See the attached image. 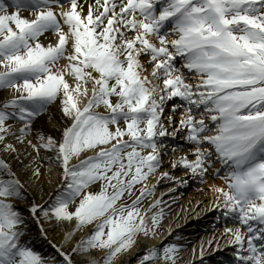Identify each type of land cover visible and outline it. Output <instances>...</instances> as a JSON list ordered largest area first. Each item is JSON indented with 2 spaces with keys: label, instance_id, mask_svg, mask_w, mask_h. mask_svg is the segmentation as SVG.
<instances>
[{
  "label": "snow or ice",
  "instance_id": "obj_1",
  "mask_svg": "<svg viewBox=\"0 0 264 264\" xmlns=\"http://www.w3.org/2000/svg\"><path fill=\"white\" fill-rule=\"evenodd\" d=\"M190 181L264 264V0H0V264H182Z\"/></svg>",
  "mask_w": 264,
  "mask_h": 264
},
{
  "label": "rangeland",
  "instance_id": "obj_2",
  "mask_svg": "<svg viewBox=\"0 0 264 264\" xmlns=\"http://www.w3.org/2000/svg\"><path fill=\"white\" fill-rule=\"evenodd\" d=\"M177 174H180V173H177ZM199 186V185H198ZM197 186V187H198ZM167 188H168V185L167 184H165V185H162L161 186V188H160V191H162V192H166L167 191ZM159 191V192H160ZM189 193V191L187 192H183L182 194H184V196L183 197H181L180 199H177L176 197H177V194L179 195V193H174V196H175V202H173L171 199H170V197L169 196H165L164 197V199L166 200V201H168V202H172L173 204L172 205H170V209L168 208V207H166L165 208V211H166V213H167V219H169V218H171V220H172V224H176L178 221H180L181 219H183L184 218V220H183V222H186L187 224H186V226H184V227H181L179 230H178V232H173V233H175V234H179L181 237L182 236H184V233H182L181 232V230H185V229H189L188 228V226H190V221L193 219V218H195V217H192L193 215H195V213L197 212H199V211H201V210H195L194 211V213L192 214V212L191 211H188L187 210V206H185L184 204H183V198L185 199V195L186 194H188ZM202 195L203 193H201V192H199V193H197V195ZM168 199V200H167ZM183 212H185V213H183ZM202 213H205V212H202ZM209 217H212V215H210ZM213 218V217H212ZM167 219H165V220H167ZM207 218H201V221L200 222H203L204 220H206ZM204 222H206V221H204ZM202 225H203V223H201V224H199V225H197V227H202ZM211 226V224L210 223H208V222H206V223H204V227H207V226ZM195 226H196V224H195ZM210 230H213V227H211L210 228ZM213 232L212 231H208V232H205V233H200V234H198L197 236H195V237H193L192 239H191V243H188L187 244V247H188V251H191V249H192V247L193 246H196L199 242H200V240L201 239H206V238H208L209 236L210 237H212L213 236V234H212ZM192 236V235H191ZM206 237V238H205ZM168 239H172V238H169L168 237ZM184 241H187V240H184ZM183 240L182 241H179V243H183L184 242ZM187 251V253H189ZM184 254V253H183ZM186 253L183 255V257H186Z\"/></svg>",
  "mask_w": 264,
  "mask_h": 264
},
{
  "label": "bare ground",
  "instance_id": "obj_3",
  "mask_svg": "<svg viewBox=\"0 0 264 264\" xmlns=\"http://www.w3.org/2000/svg\"><path fill=\"white\" fill-rule=\"evenodd\" d=\"M177 175H182V173H180V174H177ZM199 185V186H198ZM198 186V187H197ZM203 187V185H200V184H198L197 182H192V181H190L189 182V185L188 186H186V187H182V188H179L175 193H179V195L177 194V199H180L181 197H183L184 196V194H182L183 192H188L189 191V193L188 194H186L185 195V199L183 198V204L185 205V206H187V210L188 211H191L192 212V214L194 213V211H195V206L197 205V203L199 202L200 203V205H201V209H203V206H204V202L206 201V199H207V196H206V194L205 193H203V192H201L200 191V189ZM161 192L162 191H157V193H156V195L157 196H160V194H161ZM199 192H201V193H203L202 195H197V193H199ZM201 212H203L202 210L201 211H199L198 213L196 212L195 213V215H193L192 217H197L198 215H200L201 214ZM183 213H185V212H183ZM200 213V214H199ZM194 219V218H193ZM192 219V220H193ZM183 220H184V218L183 219H181L180 221H178L176 224H172V220H171V218H169V219H167V220H165L164 222H163V236H161V238L160 239H165V237H167L168 235V231H169V226H171V231H175V232H178V229L180 228V226H181V224L183 223ZM203 230H205L206 231V229H204L203 227H201ZM199 229V228H198ZM206 238V237H205ZM210 238H212V237H208V238H206V239H201L200 240V242L202 241V240H207V239H210ZM160 241L159 240H157L156 241V243H159ZM200 242L196 245V246H199V244H200ZM192 250V249H191ZM189 253H186L187 255H186V257H184V259H183V261H182V263L183 264H185L186 262H188V260L190 259V257H191V251H188ZM185 254V253H184ZM183 253L181 254L182 256L184 255Z\"/></svg>",
  "mask_w": 264,
  "mask_h": 264
}]
</instances>
